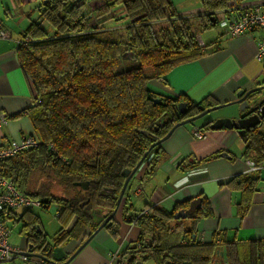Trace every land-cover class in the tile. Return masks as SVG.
I'll list each match as a JSON object with an SVG mask.
<instances>
[{
    "label": "trees",
    "instance_id": "trees-1",
    "mask_svg": "<svg viewBox=\"0 0 264 264\" xmlns=\"http://www.w3.org/2000/svg\"><path fill=\"white\" fill-rule=\"evenodd\" d=\"M88 2L42 0L38 21L23 31L17 47L18 63L36 93L24 114L39 145L0 161V174L20 194L38 200L37 209L56 204L60 228L48 239L35 209L8 211L3 218L20 224L26 249L40 256L71 241L83 243L116 208L127 178L124 172L132 171L148 152L143 176L151 177L164 156L158 141L175 124L199 114V107L215 106L210 99L195 104L183 95H160L146 84L165 86L164 76L175 66L209 54V45L198 46V32L216 26L209 14L225 9L228 0H200L199 7L186 11L176 10L171 0ZM120 21L121 26L109 27ZM127 61L137 66L121 69ZM145 69H150L149 75ZM179 103L186 104L185 113L177 111ZM241 139L243 156L260 167L264 131L248 130ZM257 180L240 177L237 188L248 197ZM76 183H87L88 188ZM126 190L121 220L138 229V238L112 264H211L218 248L226 264H264V240L238 245L223 241L219 233L209 243L196 239L197 222L211 216L206 199L193 216L174 220L188 203L177 204L171 212L149 205L135 211ZM244 202L238 205L239 215L248 208V200ZM103 229L117 238L113 219ZM17 259L4 264H46L30 257Z\"/></svg>",
    "mask_w": 264,
    "mask_h": 264
},
{
    "label": "crops",
    "instance_id": "crops-1",
    "mask_svg": "<svg viewBox=\"0 0 264 264\" xmlns=\"http://www.w3.org/2000/svg\"><path fill=\"white\" fill-rule=\"evenodd\" d=\"M97 1L89 0V5ZM242 1L247 5L264 3V0ZM41 2L0 0V23L8 34L7 39H0V117L6 120L0 127V144L34 133L24 112L32 106L36 93L18 63L17 47L23 31L38 21ZM207 31H200L197 38L210 46L206 48L209 54L175 66L164 76L165 86L153 82V91L170 97L183 95L195 104L210 99L215 106L227 105L177 127L160 144L164 156L153 175L144 177L141 167L129 181L126 192L135 211L149 205L171 212L177 204L188 203V206L194 199H201V202L206 199L211 216L197 222L196 239L209 243L219 233L223 241L243 245L264 240V162L259 171L249 172L246 163L250 160L243 156L244 142L237 131L203 127L218 119L241 117L244 112L235 103L239 98L237 93L264 84V63L255 60L257 40L262 33L230 38L222 30L214 35ZM22 112L20 117H14ZM195 130L202 133V137H195ZM260 130L264 131V124ZM222 153H227L230 159L220 157ZM189 162L195 164L181 170ZM244 176L258 179L254 192L248 197L237 188L239 178ZM245 200H248V208L239 215L238 205H246ZM121 205L113 217L118 225L117 238H112L105 229L99 230L69 264H106L111 254L121 253L137 240L138 229L121 220ZM80 245L81 239L62 247L66 258ZM13 248L18 252L26 251L25 240L22 248ZM18 258L16 261L25 257Z\"/></svg>",
    "mask_w": 264,
    "mask_h": 264
},
{
    "label": "built area",
    "instance_id": "built-area-1",
    "mask_svg": "<svg viewBox=\"0 0 264 264\" xmlns=\"http://www.w3.org/2000/svg\"><path fill=\"white\" fill-rule=\"evenodd\" d=\"M216 18V26L221 29L228 37H240L262 33L257 40L255 60L264 63V3L260 5H247L242 0H228L225 9L217 10L213 13ZM8 38V34L3 30L0 23V39ZM199 47L204 44L197 39ZM4 117H0V127L5 124ZM193 135L197 138L202 137V133L195 130ZM39 145V140L33 135L22 136L16 140H11L0 144V161L14 157L20 152L27 151ZM249 172H257L260 167L252 161H247ZM144 169V165H142ZM40 202L20 194L13 184L3 178L0 174V264L10 261L14 256L17 257L18 250L8 243L9 230L3 218V213L18 209H37ZM117 257V253L111 254L106 264H112Z\"/></svg>",
    "mask_w": 264,
    "mask_h": 264
},
{
    "label": "water",
    "instance_id": "water-1",
    "mask_svg": "<svg viewBox=\"0 0 264 264\" xmlns=\"http://www.w3.org/2000/svg\"><path fill=\"white\" fill-rule=\"evenodd\" d=\"M209 15L213 17L211 13ZM212 25H215V21L213 20H212ZM262 91H264V84L261 86H257L249 91H246L245 93H242V91H239L237 93V97L239 98L236 100L235 103L239 105L240 110L243 111L244 114L238 119H218L216 121L206 123L205 126H207L209 130H219L222 128L233 129L237 131L240 137H244L246 131L258 128L264 124V92ZM153 101L154 103H157L158 99L155 98ZM226 105L227 104L218 105V106L207 108L205 110L202 107H199L198 108L199 114L175 124L170 129V131L160 141H158L157 144L160 145L163 141L169 138V136L172 134V132L177 127L184 126L196 120H199L203 118L205 115L209 114L210 112H213ZM177 111L181 114L185 113L186 104L179 103L177 105ZM147 155H148V152H146L143 155L139 163L136 165V167L132 171L124 172L127 178L120 192L118 201L116 203V208L106 219H104V221L99 225L97 230L92 235H90L83 243H81V245L70 256L66 258V254L63 252L61 247H54V248L48 249L46 256L32 254L29 252L30 247H28L26 251L18 252L17 257H30V258L43 261L46 264H69L75 258V256L88 244V242L95 236V234L99 230L109 225V222L111 221V219H113L115 213L117 212V209L123 198L124 192L126 190V187L129 181L135 176L137 171L141 168ZM220 157L230 159V156L227 153H222ZM76 185L84 190L88 188L87 183H76ZM200 204H201V199H194L193 201L189 203L187 209L179 210L174 214L173 216L174 220L185 219L187 217L193 216L196 210L200 207ZM216 263L224 264V256H223V251L221 249L216 250L214 253V257H213L211 264H216ZM137 264H140V263H137Z\"/></svg>",
    "mask_w": 264,
    "mask_h": 264
},
{
    "label": "rangeland",
    "instance_id": "rangeland-1",
    "mask_svg": "<svg viewBox=\"0 0 264 264\" xmlns=\"http://www.w3.org/2000/svg\"><path fill=\"white\" fill-rule=\"evenodd\" d=\"M172 4H173V7L178 10V11H186V10H189V9H192L194 7H199V2L200 0H171ZM88 5H89V2H88ZM117 10V7L113 8L112 12L116 15L118 14V11ZM191 23H194L197 24V21L196 19L195 20H191ZM123 24V21H120V22H112L111 24H109V27H118V26H121ZM221 30L215 26L213 27L211 30H208L207 32L211 33V35H214V34H217L219 33ZM200 33V31L198 32V34ZM204 39V38H203ZM124 65L121 67V69H124V68H131V67H135L137 66V64L135 62H123ZM150 69H145L144 70V73L146 75H149L150 74ZM147 88L150 89V90H155V87L153 85V82H148L146 84ZM264 92V91H262ZM58 196L60 195V192H57L56 193ZM56 209H57V206L56 204L52 203L50 204L48 210H42V209H35L34 210V213L38 216V223L40 224L43 232L46 234L47 238H51L53 237L58 229L60 228V223L58 222L55 214H56ZM18 214H21L23 209H18L16 210ZM6 227L8 228L9 230V237H8V243L10 246H13V247H18V248H22L23 245H24V236L22 234L19 233V228H20V224H15L14 222L10 221L8 223H6ZM72 242V241H71ZM70 243V242H69ZM68 243V244H69ZM67 245V244H66ZM147 262L145 263H142V264H146Z\"/></svg>",
    "mask_w": 264,
    "mask_h": 264
}]
</instances>
